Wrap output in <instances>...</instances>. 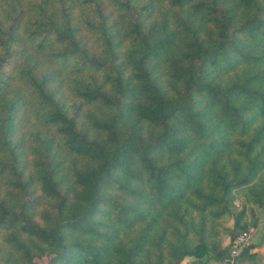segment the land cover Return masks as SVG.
Masks as SVG:
<instances>
[{"label":"trees","instance_id":"16d2710c","mask_svg":"<svg viewBox=\"0 0 264 264\" xmlns=\"http://www.w3.org/2000/svg\"><path fill=\"white\" fill-rule=\"evenodd\" d=\"M253 205L264 0H0V264L221 262Z\"/></svg>","mask_w":264,"mask_h":264},{"label":"rangeland","instance_id":"374dc122","mask_svg":"<svg viewBox=\"0 0 264 264\" xmlns=\"http://www.w3.org/2000/svg\"><path fill=\"white\" fill-rule=\"evenodd\" d=\"M88 108V106H84L83 110ZM119 195L118 197H120ZM239 199H244L243 196H239ZM236 204L239 202L238 200L235 201ZM254 210V217L250 219L249 215H247V220L250 222V224H255L254 226H249V230L251 231V237H252V246H257L263 249L264 252V208H260L258 206L253 205ZM257 242L255 244L254 242ZM230 242V239L226 235L220 236V243L222 246L228 245Z\"/></svg>","mask_w":264,"mask_h":264},{"label":"built area","instance_id":"2783aa9c","mask_svg":"<svg viewBox=\"0 0 264 264\" xmlns=\"http://www.w3.org/2000/svg\"><path fill=\"white\" fill-rule=\"evenodd\" d=\"M250 246H252L251 231L248 229L239 232L229 242L227 256L218 264H238V258Z\"/></svg>","mask_w":264,"mask_h":264},{"label":"crops","instance_id":"0c3cea01","mask_svg":"<svg viewBox=\"0 0 264 264\" xmlns=\"http://www.w3.org/2000/svg\"><path fill=\"white\" fill-rule=\"evenodd\" d=\"M254 243L257 244L256 241ZM211 264H218V262H212ZM238 264H264L263 249L252 246L248 251V255L239 259Z\"/></svg>","mask_w":264,"mask_h":264}]
</instances>
